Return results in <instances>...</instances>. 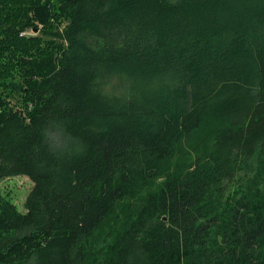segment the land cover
I'll list each match as a JSON object with an SVG mask.
<instances>
[{
    "label": "trees",
    "instance_id": "1",
    "mask_svg": "<svg viewBox=\"0 0 264 264\" xmlns=\"http://www.w3.org/2000/svg\"><path fill=\"white\" fill-rule=\"evenodd\" d=\"M0 264H264V0H0Z\"/></svg>",
    "mask_w": 264,
    "mask_h": 264
},
{
    "label": "rangeland",
    "instance_id": "2",
    "mask_svg": "<svg viewBox=\"0 0 264 264\" xmlns=\"http://www.w3.org/2000/svg\"><path fill=\"white\" fill-rule=\"evenodd\" d=\"M32 187L33 183L26 176L10 177L0 183V191L21 213L27 211L25 204Z\"/></svg>",
    "mask_w": 264,
    "mask_h": 264
}]
</instances>
